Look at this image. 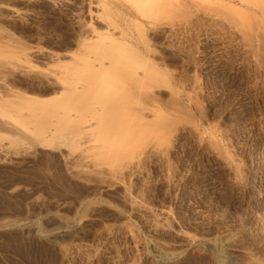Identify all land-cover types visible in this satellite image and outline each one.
Listing matches in <instances>:
<instances>
[{
    "label": "rangeland",
    "instance_id": "1",
    "mask_svg": "<svg viewBox=\"0 0 264 264\" xmlns=\"http://www.w3.org/2000/svg\"><path fill=\"white\" fill-rule=\"evenodd\" d=\"M63 1L0 0V264H264V0Z\"/></svg>",
    "mask_w": 264,
    "mask_h": 264
},
{
    "label": "bare ground",
    "instance_id": "2",
    "mask_svg": "<svg viewBox=\"0 0 264 264\" xmlns=\"http://www.w3.org/2000/svg\"><path fill=\"white\" fill-rule=\"evenodd\" d=\"M51 1H55V0H51ZM63 1V0H62ZM151 1H153V0H137L136 1V3L134 4V5H131V6H126L124 3H122V2H120V1H117V0H98L96 3L97 4H95L94 6H96V5H104V4H109L110 6H111V8H112V10L113 11H115V12H117L118 14H120L123 18H124V20L125 21H127V23L128 24H135L136 26H139V27H142V28H144V29H146V28H149V27H152V25L154 26L156 23H154V21H152V18H150L149 16H150V14H151V12L152 11H147L148 9H146V7L144 6V4L146 3V2H151ZM154 1H157L160 5H158L157 7H156V10L154 11L155 13H159V12H161L162 10H161V7L160 6H163V4H165V2L166 1H172V2H175L176 4H183L185 1L184 0H154ZM225 1H227L228 3H230V4H232L231 2H232V0H225ZM241 2H244V0H240ZM84 2H85V0H84ZM83 2V3H84ZM64 5H66L67 4V2L66 1H63L62 2ZM92 4H94V2H93V0H91L90 1V7H89V12H91L92 14L94 13V11L91 9V5ZM235 4V3H234ZM88 5V6H89ZM233 5V4H232ZM236 5V4H235ZM241 6H242V4H240ZM234 6V5H233ZM241 6H239V7H241ZM85 8V7H84ZM93 8V7H92ZM86 10H88V9H86ZM248 10H251V11H253V9H251V8H249V6L247 5V11ZM88 12V13H89ZM95 13H97V12H95ZM94 13V15H96ZM99 13V12H98ZM253 13H255V10H254V12ZM92 14H90L91 16H92ZM264 15V14H263ZM92 18V17H91ZM262 18V17H261ZM263 19V18H262ZM92 21V20H91ZM264 23V22H263ZM92 24V23H91ZM95 30V29H94ZM96 32H95V34H97V35H93V36H91V37H89L88 36V38L90 39V40H97V39H95V38H98L99 37V34H100V31H97V30H95ZM106 31H111L110 29H107ZM90 32V31H89ZM98 32V33H97ZM94 33V32H93ZM110 34H111V40H117V39H124V40H126V41H128L129 43H134V40L135 39H133V37L131 36V37H129L130 36V34L128 33V31L127 30H125V29H123L122 31H121V33H120V36H116V34L114 33V31L113 32H110ZM92 35V34H91ZM87 37V36H86ZM87 38V39H88ZM41 54V53H40ZM11 91V90H10ZM9 91V92H10ZM12 92H16V91H12ZM12 92H10V95L12 94ZM17 93V92H16ZM5 94V93H4ZM21 94V93H20ZM24 94H22V95H19V96H23ZM8 97H11V96H9V95H0V101H1V103L2 104H5L7 101H6V99L8 98ZM12 97H13V94H12ZM15 97H16V94H15ZM16 98H19L18 97V94H17V97ZM24 98V97H23ZM26 98V97H25ZM12 100V99H11ZM14 100H15V98H14ZM18 100V99H17ZM5 101V102H4ZM22 101V100H21ZM8 103V102H7ZM22 113V112H21ZM26 113V112H25ZM27 114V113H26ZM22 115H23V113H22ZM28 116V115H27ZM32 116V115H31ZM10 124V123H9ZM8 124V125H9ZM5 125H7V124H5ZM91 126V124H89V125H85L83 128H88V127H90ZM1 127H4V126H2L1 125ZM0 127V128H1ZM7 127V126H6ZM16 127V126H15ZM8 128V127H7ZM3 129V128H2ZM10 130V129H9ZM17 130V129H16ZM258 202H261V200L260 201H258ZM262 203H263V201H262ZM261 204V203H260ZM67 224H68V222H67ZM65 226H67V225H65ZM82 226V225H81ZM68 227V226H67ZM231 237V236H230ZM229 235H228V239L226 240V242H228L229 243ZM217 240V239H216ZM213 242V241H212ZM223 242V241H222ZM220 243V242H219ZM232 245V244H231ZM217 246V245H216ZM214 247V246H213ZM224 247V246H223ZM225 249V248H224ZM217 250V249H216ZM251 251V250H250ZM253 252V251H252ZM221 256V255H220ZM219 256V260L221 259V257ZM223 256V255H222ZM217 257H218V255H217ZM224 257V256H223ZM223 257H222V260L221 261H223L224 259H223ZM227 257V256H226ZM225 261V260H224ZM223 263V262H222ZM227 264V263H226Z\"/></svg>",
    "mask_w": 264,
    "mask_h": 264
}]
</instances>
